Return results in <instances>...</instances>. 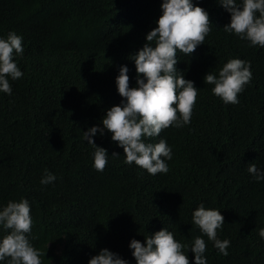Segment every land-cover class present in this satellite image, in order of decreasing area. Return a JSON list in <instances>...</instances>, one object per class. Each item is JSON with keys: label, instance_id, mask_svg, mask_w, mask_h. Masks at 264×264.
Masks as SVG:
<instances>
[{"label": "trees", "instance_id": "1", "mask_svg": "<svg viewBox=\"0 0 264 264\" xmlns=\"http://www.w3.org/2000/svg\"><path fill=\"white\" fill-rule=\"evenodd\" d=\"M163 2L0 0V38L15 32L24 49L13 58L23 76L9 78L12 95L0 92V210L29 201L27 238L42 264H89L103 249L137 264L131 241L146 245L164 228L186 246L190 264L197 236L207 264H264V180L248 172L253 163L264 171V48L223 30L231 15L218 0H192L208 12L211 31L192 56L177 52V75L199 90L191 123L144 138L166 140L169 171L151 175L126 164L107 130L92 139L107 150L108 164L102 172L94 167L84 132L103 129L107 111L125 102L116 84L121 67L129 69L130 88L137 86L130 57L158 26ZM234 58L250 62L252 80L238 104H225L204 80ZM45 170L55 182L41 183ZM201 204L225 217L217 231L230 241L227 257L193 224ZM9 232L0 225V240Z\"/></svg>", "mask_w": 264, "mask_h": 264}, {"label": "clouds", "instance_id": "2", "mask_svg": "<svg viewBox=\"0 0 264 264\" xmlns=\"http://www.w3.org/2000/svg\"><path fill=\"white\" fill-rule=\"evenodd\" d=\"M230 13L231 22L223 30L234 33L250 46L264 48V0H218ZM162 16L158 26L147 36V43L139 52L130 57L137 70V86L130 88L129 69L121 67L116 79L119 95L124 98L121 106H114L103 118V129L93 127L84 132V140L94 147V167L103 171L108 164V152L98 147L95 137L99 131L111 133V139L123 148L125 163L146 170L151 175L167 173L165 162L172 159V149L166 140L145 143L144 138L158 137L169 127L182 128L191 123L199 90L194 82L186 80L176 65L177 52L192 56L196 49L204 45L211 31L210 16L205 9L195 6L192 0H164ZM257 13L259 15H257ZM154 42V43H153ZM22 37L10 32L6 39L0 38V92L12 95L11 80L20 79L23 73L13 62L14 53L23 54ZM182 73V72H180ZM252 80L251 64L239 58L229 59L220 69L218 76L209 72L205 84L214 85L212 92L225 104H238L239 95ZM118 157V153H113ZM248 172L257 181L264 180V171L256 164L248 166ZM55 175L45 170L41 183L55 182ZM31 207L27 199L9 201L0 210V225L10 230L0 240V261L10 258L8 264H42L40 251L34 248L27 235L31 233ZM193 224L197 226L219 253L227 257L229 240L218 239V229L225 224V217L219 210L206 209L201 204L193 213ZM264 238V228L258 230ZM186 246L177 242L173 233L165 228L146 237V245L133 239L130 248L137 264H190L184 254ZM195 256V264H207L206 243L197 236L190 249ZM89 264H127L118 254L103 249L90 259Z\"/></svg>", "mask_w": 264, "mask_h": 264}]
</instances>
